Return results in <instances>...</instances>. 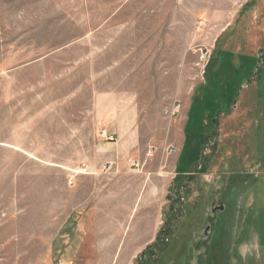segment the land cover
I'll return each mask as SVG.
<instances>
[{
	"label": "rangeland",
	"instance_id": "1",
	"mask_svg": "<svg viewBox=\"0 0 264 264\" xmlns=\"http://www.w3.org/2000/svg\"><path fill=\"white\" fill-rule=\"evenodd\" d=\"M59 263L264 264V0H0V264Z\"/></svg>",
	"mask_w": 264,
	"mask_h": 264
},
{
	"label": "trees",
	"instance_id": "2",
	"mask_svg": "<svg viewBox=\"0 0 264 264\" xmlns=\"http://www.w3.org/2000/svg\"><path fill=\"white\" fill-rule=\"evenodd\" d=\"M196 144L197 143H194L193 145L195 146V148H196ZM193 145H191V143H187V147L189 148V146H190V148H191V146H193ZM199 150H201V149H199ZM190 151V150H189ZM189 157H190V155H189ZM191 158V157H190ZM170 230H169V228L168 227H166V225L164 226V228H161L159 231H158V233H157V235H156V242H154L153 243V246H154V244H155V247H157V246H159V244H160V242L163 240V238H164V236L165 235H167V234H170ZM145 254L146 255V251H144V252H142V254ZM152 253H150L149 255L150 256H152L151 255Z\"/></svg>",
	"mask_w": 264,
	"mask_h": 264
},
{
	"label": "water",
	"instance_id": "3",
	"mask_svg": "<svg viewBox=\"0 0 264 264\" xmlns=\"http://www.w3.org/2000/svg\"><path fill=\"white\" fill-rule=\"evenodd\" d=\"M224 207L222 205L220 206H215L212 208V212H215L216 210H222ZM208 229V226H206L205 230H204V234H206V231Z\"/></svg>",
	"mask_w": 264,
	"mask_h": 264
},
{
	"label": "crops",
	"instance_id": "4",
	"mask_svg": "<svg viewBox=\"0 0 264 264\" xmlns=\"http://www.w3.org/2000/svg\"><path fill=\"white\" fill-rule=\"evenodd\" d=\"M59 264H75V263H59Z\"/></svg>",
	"mask_w": 264,
	"mask_h": 264
},
{
	"label": "bare ground",
	"instance_id": "5",
	"mask_svg": "<svg viewBox=\"0 0 264 264\" xmlns=\"http://www.w3.org/2000/svg\"><path fill=\"white\" fill-rule=\"evenodd\" d=\"M140 66V65H139Z\"/></svg>",
	"mask_w": 264,
	"mask_h": 264
}]
</instances>
